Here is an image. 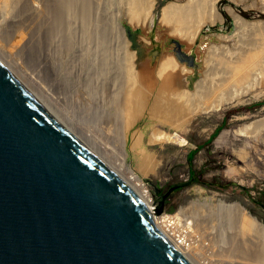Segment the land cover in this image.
<instances>
[{"label":"bare ground","instance_id":"obj_1","mask_svg":"<svg viewBox=\"0 0 264 264\" xmlns=\"http://www.w3.org/2000/svg\"><path fill=\"white\" fill-rule=\"evenodd\" d=\"M130 2L128 22L130 24L136 22V25L146 23V19L155 7V2L152 0H130ZM217 2L218 0H194L186 6H172L170 9L172 15L165 19L170 34L181 39V51L187 55L192 53L195 55L192 63H189L191 65L180 62L175 50L163 53L157 60L154 57L147 58L140 43H137V47L134 48L136 50H133L125 36L119 37L122 41L121 43L118 40L122 45L120 46L122 51L121 61L118 63L120 65L116 67H120L117 69L121 70V80L120 77L118 78L122 88L118 90L119 94L116 93L118 96L114 97H118L123 104L118 106L117 109L122 114L118 112L117 116L124 117L125 114L129 116V111L135 112L136 109L140 110L147 106L148 110H152L158 116L155 120L177 129L197 114L217 110L224 104L239 101L255 90H264V20L247 21L232 7L227 6L237 30L232 33L205 35L203 34L205 27L222 21V15L216 7ZM13 3L4 0L3 4L2 2L0 4V56L6 62L11 60L10 63L13 62L15 67L7 63L20 76L35 83L43 95L54 102L70 122L88 135V141L100 152L104 140L102 127L109 125L110 122L107 123L106 119V124L101 123L104 118V104L99 101H88V94L81 90L83 80L87 79L81 72L88 64V47L84 46L88 41L90 19L88 0H32L28 3L30 5L24 4V8H17L18 11ZM33 3L35 5H32ZM14 9L19 13L12 11ZM136 9L143 10L139 12L142 15H137V18L134 13ZM89 31L95 40L103 38V30L92 27ZM21 34L23 36L20 38ZM77 40L81 42L80 46ZM112 41L117 43V38H112ZM117 49L120 48L117 46L115 51L118 52ZM183 53L179 52V55ZM103 54L106 55L105 52ZM107 55L105 58L108 59L110 55ZM94 78L95 86L91 84L90 87L88 84L91 89L96 88L98 81L100 82L98 71ZM107 79H109L108 73L106 77L103 76L102 82H107ZM95 97L96 93L93 98ZM83 99L84 106L82 102L81 107L76 104L77 102H72ZM69 102L75 106L68 108ZM263 127L264 117L262 120L244 125L237 132L264 143V135L258 136L259 132L264 130ZM114 132L111 135L117 137ZM151 138L183 142L164 132H155ZM115 140L114 144H116ZM121 151L120 153L125 157L124 148ZM120 162L118 167L115 165V169L150 208L152 202L141 179L124 159ZM204 204L209 206L207 202ZM219 206L222 211L226 207L230 214L233 212L234 217L239 215L242 227L246 231L253 230L261 236L264 234V224L250 215L239 203L226 206L220 203ZM184 214L182 210L173 216L160 213L154 218L155 226L182 255L194 264H199L196 260L199 254L196 253L198 242H201L197 234L200 230L198 219L203 218L204 226L211 227L215 225V218L211 214L199 216L200 218L197 215L193 217ZM233 216L225 217L227 220H232ZM193 232H196L195 238L192 237ZM209 238L217 239L216 236ZM220 240L221 243H227L223 234L219 237ZM218 243V247L215 248L218 250L215 253L223 257L216 258L217 262L204 258V264H264L262 243H255L252 252L246 249L244 243L230 242L229 244L232 245L230 248L227 247L228 249H224L225 244Z\"/></svg>","mask_w":264,"mask_h":264},{"label":"rangeland","instance_id":"obj_2","mask_svg":"<svg viewBox=\"0 0 264 264\" xmlns=\"http://www.w3.org/2000/svg\"><path fill=\"white\" fill-rule=\"evenodd\" d=\"M3 1L0 0V4L1 2L3 4ZM10 1L14 2L13 6H17L15 7L17 11V8H24V4L30 5L28 3L32 2V0ZM152 1L155 2V7L146 19V23L136 25V22L130 24L127 19V15L131 11L130 0H88V8L90 9L88 16L90 19L88 21V41L84 44L88 47V64L84 67L87 71L82 69L81 72L87 79L83 80L81 90L88 94V101H99L104 104V118L101 123L106 124V119L107 123L110 122L109 125L102 127L104 140L102 141L103 148L100 153L111 164L113 163L114 167L115 165L118 167V163L124 159L141 179L152 205L157 195L167 193L169 188L175 184L187 182L190 179L191 167L196 172L200 171L198 181L190 185L177 186L170 192L161 212L162 215L173 216L180 210L185 213L184 215L188 214L193 217L197 215L198 218H200L199 216L213 215L215 225L211 227L204 226L203 218L198 219L199 222L197 221L200 224V230L197 234L201 242H198L199 247L196 253L199 254L195 258L199 264H204V258L213 259L214 262H217L216 258L223 257L215 253L218 250L215 249L218 247V242V244H225L224 249L230 248L232 243H244L246 249L252 252L255 243L264 244V234L261 236L253 230L247 229L246 231L242 227L240 216L234 217L233 212L230 214L225 206L235 202L239 203L250 215L264 224V199H262L264 193V143L261 140H254L250 136H242L237 132L244 125L263 119L264 90H255L239 101L224 104L217 110L197 114L177 129L155 120L158 116L152 110H148L147 106L140 110L136 109L135 112L133 110L129 111V116L125 114L123 117L116 114L120 112L117 109L118 106L123 104L118 97H114L118 96L116 93L122 88V84L119 83L121 70H119L120 67L116 66H119L118 63L121 61L120 52L122 47L120 46H122V41L119 37L125 36L127 38L123 24L129 25L133 30H140L137 35V42L143 46V53L147 58L154 57L157 60L163 53L166 54L171 50H175L176 57L180 59V62L191 65L189 63H192L195 57L193 53L187 55L181 51V39L170 34L165 23L166 17L172 15L170 14L172 6H186L194 0ZM32 5H35V3ZM227 6L232 7L247 21L264 20V0H218L216 7L222 15V21L205 27L203 34L217 35L218 33H232L237 30L231 15L227 11ZM36 9L39 11L37 6ZM16 10L12 11L15 12ZM17 11L16 13H19ZM142 11L136 9L134 11L136 13L135 18H137V15H142L139 13ZM92 27L100 31L103 30V38L95 40L90 35L91 31H89ZM111 28H113L114 33ZM115 35L116 37H114ZM22 36L23 34L20 35V38ZM112 38H117L118 44L113 43ZM127 41L130 42L128 38ZM77 44L80 46L81 42L77 40ZM130 44L129 48H131ZM117 46L120 48L117 49L118 52L115 51ZM106 50H108V53H106ZM103 51L106 55L103 54ZM100 52H102V57H100ZM179 52L183 55L180 56ZM107 54L110 55L108 59L105 58V56H108ZM10 61L7 62L10 63ZM10 64L15 67L13 62ZM97 71L100 82L98 81L96 88L91 89V84L94 85L95 83L94 77H96ZM106 73H108L109 79L103 83L102 78L103 76L106 77ZM118 77H120V80ZM27 81L29 82V80ZM29 84L47 99L35 83L29 82ZM88 84H90V87ZM95 93L96 97L99 98H93ZM101 96L102 98H100ZM113 97L114 99H112ZM117 100L118 103H116ZM47 101L63 115V112L54 102L49 99ZM83 101L84 99L72 102H77L76 104L80 106ZM72 102H69L68 108L75 106ZM82 106H84V102ZM120 114L122 113L120 112ZM64 117L66 118V116ZM76 129L88 140L87 134L83 133L78 127ZM113 131H115L117 137L111 135ZM159 131L171 134L183 142H171L163 138L153 139V141L152 134L155 132L160 133ZM214 132H216V135L211 138ZM263 135L264 130H261L258 136L262 137ZM114 140L116 144H114ZM123 148L126 151L125 157L120 153ZM193 150H196V152L192 154L189 161L188 154ZM227 182L233 184L226 185ZM155 188L158 189L157 193H155ZM204 202L209 203V206L207 207ZM191 203H194V205H190ZM220 203L225 204L223 211L219 206ZM226 215L233 216L232 220H227ZM195 233L190 234L194 237ZM222 234L227 243L219 241ZM210 236H216L217 239L214 238L215 241L211 240ZM230 242L232 243L229 244Z\"/></svg>","mask_w":264,"mask_h":264},{"label":"water","instance_id":"obj_3","mask_svg":"<svg viewBox=\"0 0 264 264\" xmlns=\"http://www.w3.org/2000/svg\"><path fill=\"white\" fill-rule=\"evenodd\" d=\"M160 213L0 56V264H194Z\"/></svg>","mask_w":264,"mask_h":264},{"label":"trees","instance_id":"obj_4","mask_svg":"<svg viewBox=\"0 0 264 264\" xmlns=\"http://www.w3.org/2000/svg\"><path fill=\"white\" fill-rule=\"evenodd\" d=\"M216 135V132H214V134H212L211 138H213L214 136ZM196 150H193L191 151L189 154H188V158H189V161L191 160V156L193 153H195ZM201 174L200 171L196 172L192 169V167L190 168V179L186 182L185 185H190L191 183L195 182V181H198V176ZM233 184L232 182H227L226 185H231ZM170 193H164V194H160V195H157L156 196V199L154 201V204H156V208L158 210H160L161 212L163 211L164 209V205L166 203V200L168 199ZM262 199H264V193H263V196H262Z\"/></svg>","mask_w":264,"mask_h":264}]
</instances>
